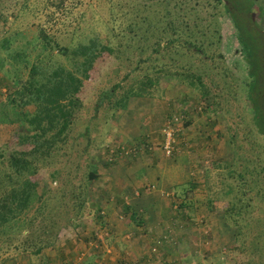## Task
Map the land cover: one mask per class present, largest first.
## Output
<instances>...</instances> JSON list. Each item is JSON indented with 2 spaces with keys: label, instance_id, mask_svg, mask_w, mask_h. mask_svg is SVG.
<instances>
[{
  "label": "rangeland",
  "instance_id": "rangeland-1",
  "mask_svg": "<svg viewBox=\"0 0 264 264\" xmlns=\"http://www.w3.org/2000/svg\"><path fill=\"white\" fill-rule=\"evenodd\" d=\"M6 1L0 0V9ZM79 1L83 7L77 10L78 14L87 13L85 16L90 19L91 11L96 10L103 19L107 18L103 0H76ZM251 2L255 21L264 30V0ZM148 7L151 13H162L163 7L157 4ZM137 10L142 16L147 15L142 7ZM218 20L221 38L215 51L222 55V60L211 54L217 61L211 64L210 53L206 60L187 57L192 73L202 75L209 87L211 81L221 87L217 92L212 90L219 103L217 108L212 99L200 100L193 91L168 86L170 84L164 79L162 83L168 89L166 91L163 86V94L152 89L153 98H129L121 105L124 109L114 108V103L123 99L134 82L123 78L135 67L137 53L142 60L150 55L149 52L142 54L141 44L136 43L135 48L124 52L121 60L100 76L92 96L78 112V117H74L75 123L67 132V138L64 139V135L51 158L41 165L43 171L37 191L45 201L34 207V212H38H32L30 217L36 220L31 230L29 227L27 230L37 236L45 231V239H54L41 257L46 260L44 264H135L137 259L143 258V264H264V182H260L261 198L252 202V208L243 216L241 230L231 229L225 222L226 204L243 188L240 181L231 179L228 170L250 171L240 156L259 164L258 158L264 155L260 148L264 147V138L254 125L253 111L238 88L239 84L232 82L235 78L226 79L229 74L237 75L242 50L235 42L231 27L222 24L223 19ZM189 23L192 30L193 23ZM217 64L226 68L219 66L223 72L227 70L225 76L221 73L215 76L216 68H213ZM116 84L119 85L117 93L105 98ZM1 85L0 82V101H3L6 91ZM186 107L190 115L187 118L193 117L201 125V129L196 127L201 131L200 136L194 137L196 142L192 141L194 138L187 140V135H193L194 131L188 133L180 122L178 128L182 134L176 135L174 157L166 158L161 147H136L144 141L158 144L160 141L153 138L162 135L165 123L171 117L180 118ZM129 120L133 126L124 131V122ZM128 133L135 139L125 137ZM150 137L153 140H148ZM2 139L0 147L4 145ZM134 149H137L136 156L127 160L124 152ZM158 149L165 160L186 162L190 167H187L184 180L188 182L186 185L193 187L185 202L187 219L176 217V206L184 196L177 198L175 192L181 195L188 186L183 184L182 190L173 192L163 190L152 181L142 184L145 187L142 191L145 197H142V192L129 183L132 176L129 165L153 161ZM144 171L136 175L142 176ZM91 174L98 178L90 180ZM231 188L233 191L228 192ZM138 201L141 204H137ZM149 205L155 209L153 217L145 214ZM128 206L137 207L146 223L141 231L137 225L127 226L128 218L123 215V209ZM13 253L9 254L11 263L31 264L23 257L18 260Z\"/></svg>",
  "mask_w": 264,
  "mask_h": 264
},
{
  "label": "trees",
  "instance_id": "trees-1",
  "mask_svg": "<svg viewBox=\"0 0 264 264\" xmlns=\"http://www.w3.org/2000/svg\"><path fill=\"white\" fill-rule=\"evenodd\" d=\"M103 2L106 19L96 10L91 11L90 19L85 16L87 13L78 14L83 3L76 0H8L0 9V82L6 91L5 99L0 101V138H4L0 147V264L11 263L9 254L13 252L18 260L23 257L33 264L53 245V238H44L45 231L41 236L29 234L36 220L30 214L37 213L34 207L45 201L37 191L41 165L51 158L61 139L67 138L74 117L92 96L103 72L119 62L124 52L135 48L136 43L142 45V54L150 55L142 60L137 53L135 67L123 78L134 82L114 108L124 109L121 105L129 98H153L150 91L162 92L163 79L168 86L193 91L200 100L212 99L217 108L219 103L212 90L217 92L221 87L214 81L209 87L202 75L192 73L187 57L206 60L210 53L222 60L215 48L221 38L218 18L223 19L222 24L231 27L242 50L237 75L229 74L226 79L235 78L232 82L239 84L253 111L254 125L264 138V30L255 21L251 0ZM156 4L163 7L162 13L150 12L148 5ZM139 7L147 15L142 16ZM189 22L193 23L192 30ZM214 58L211 55V64L217 62ZM220 65L223 66L217 64L213 68L215 76L228 73L220 70L225 68ZM117 89L118 84L105 98L113 97ZM187 112L181 113L184 128L191 125ZM144 142L136 147H150ZM125 158L133 160L134 155L129 151ZM239 159L251 169L241 173L228 170L231 179L240 181L243 188L226 204L225 222L240 231L248 208L261 198L264 155L258 158L257 165L246 157ZM97 178L96 174L89 176L93 181ZM186 186L181 195L175 192L177 198L184 196L176 206L177 218L187 219L185 202L193 187ZM231 191L233 188L228 192ZM123 215L128 218L127 226L143 223L134 207H125ZM36 264L44 263L40 260Z\"/></svg>",
  "mask_w": 264,
  "mask_h": 264
},
{
  "label": "crops",
  "instance_id": "crops-1",
  "mask_svg": "<svg viewBox=\"0 0 264 264\" xmlns=\"http://www.w3.org/2000/svg\"><path fill=\"white\" fill-rule=\"evenodd\" d=\"M185 110H187V107L185 108ZM167 111H169V110H167ZM162 112H165V111H162ZM189 116L190 115L188 113V117ZM137 119L138 118L136 117L134 119V121L135 120L137 121ZM187 120H189V122L191 124L190 128H186L187 132L189 133V132H193L194 131L193 135H187V138H188L187 140H189L190 138H194V137H196L198 135L200 136L201 135V131L196 129V127L201 129L200 123L198 124V121H196L195 118H193V117H190ZM131 126H133V124H132V122L130 120L124 122V125H123L124 131L125 130L129 131V128ZM147 133H148L147 135H151V134H149V132H147ZM181 134H182V132H179L177 135L179 136ZM184 135H185V133H184ZM125 137L131 138V139H135L134 136L131 137L130 133L125 134ZM143 138H144V136H143ZM156 138H158V139H156ZM150 139L151 140L155 139L156 141H160L156 145L155 144L154 145H150L149 144L150 147H161L160 144H162V140H163L162 135H159V136L157 135L153 139H152V137H150L148 140H150ZM143 140H145V138ZM192 141L196 142V139L194 138ZM159 150L160 149L155 151V155L156 156H154V160L153 161L135 163L134 166H132L133 164L129 165L130 166L129 170H132L130 175H132V176H130L128 180L130 181L129 183H130L131 187H133V189H139L138 192H142L145 189V187L142 186V184H148V183H150L152 181L154 183L156 182L157 185H160L163 188V190L173 191V192L176 190L177 187L180 188V187L188 184V182L185 183V181H184L187 178V169L188 168L190 169V167H188L186 162L185 163L174 162L173 159L165 160L163 154L160 152L161 150L160 151ZM155 157H156V159H155ZM141 170H145L144 174L142 176L136 175ZM123 177H125V176L123 175ZM122 181H123V179L121 180V182ZM143 193L144 192L141 193V196L145 197V194H143ZM137 204H141V201H138ZM143 207H145V206H143ZM146 208L148 209L147 211L145 210V212H146L145 214L147 216H150L152 213H154V210H155L154 207L149 205L148 207L146 206ZM137 210H138V208H137ZM144 217H145V215H144ZM152 217H153V214H152ZM141 224H142L141 226L137 225V227H140V231L145 226L146 223L143 221V223H141ZM145 235H147V234H145ZM143 241L140 240V242H143ZM151 241L152 240L148 241V243H151ZM143 259H137L135 261V264H143V262H142ZM40 260H42V263L45 262L44 259H39V261ZM34 262H38V260L34 261Z\"/></svg>",
  "mask_w": 264,
  "mask_h": 264
},
{
  "label": "built area",
  "instance_id": "built-area-1",
  "mask_svg": "<svg viewBox=\"0 0 264 264\" xmlns=\"http://www.w3.org/2000/svg\"><path fill=\"white\" fill-rule=\"evenodd\" d=\"M182 119L183 117L180 118L176 116L171 117V119L165 124V126L162 129L161 134L163 137V143L161 146V150L166 158L172 157L176 152L174 150L175 138L176 135L179 133L178 127H180L179 124ZM135 150L137 149L130 151L134 156H136L137 154ZM128 153L129 151H125L124 155H128ZM79 261H81V259Z\"/></svg>",
  "mask_w": 264,
  "mask_h": 264
}]
</instances>
